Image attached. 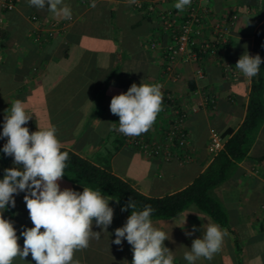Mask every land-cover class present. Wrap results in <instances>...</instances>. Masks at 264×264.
I'll return each mask as SVG.
<instances>
[{
  "label": "crops",
  "instance_id": "0c3cea01",
  "mask_svg": "<svg viewBox=\"0 0 264 264\" xmlns=\"http://www.w3.org/2000/svg\"><path fill=\"white\" fill-rule=\"evenodd\" d=\"M64 2L72 10L70 20L54 16L47 7H30L27 0H15L8 12L0 8V133L5 111L18 99L31 116L26 125L30 132L38 130L37 125L40 129L54 125L63 148L108 169L141 194L162 197L182 190L214 157L207 150L209 130L220 135L230 129L234 132L244 119L251 82L235 64L245 51L252 55L254 33L264 24V0L202 1V10H207L205 38L214 39V27L219 25L223 40L213 55L178 59L169 72L164 69L163 55L168 36L161 31L159 14L166 10L182 13L173 7L175 0H154L151 12L135 8L130 0ZM53 23L60 27L44 39L46 46H34V32L45 36ZM152 42L161 48L151 49ZM141 82L161 84L163 100L170 95L175 107L186 110L188 145L184 152L190 156L186 163L144 157L113 130L119 117L110 112L112 97ZM172 120L169 108L161 111L144 136L161 140ZM5 143L6 138L0 139V145ZM14 166L13 160L4 163L0 159V179L4 169ZM18 167L22 169V165ZM59 183L62 190L82 192L85 187L66 178ZM214 194L226 210L228 228L221 229H227L229 235L212 260L201 258L196 264H264V117L247 157ZM24 195L14 196L15 228L33 227ZM112 199L109 206L114 209V219L108 232L93 222V231L102 232L88 248L75 252L79 264H131V245L126 240L121 245L112 243L115 229L128 218ZM152 223L168 234L164 245L173 251L174 264H188L185 251L202 237V226L214 222L191 205L171 219ZM193 226L197 230L186 235ZM18 243L22 248L23 238ZM13 264L36 262L29 254L25 260L17 257Z\"/></svg>",
  "mask_w": 264,
  "mask_h": 264
},
{
  "label": "clouds",
  "instance_id": "9594fccd",
  "mask_svg": "<svg viewBox=\"0 0 264 264\" xmlns=\"http://www.w3.org/2000/svg\"><path fill=\"white\" fill-rule=\"evenodd\" d=\"M192 0H175L173 7L185 11ZM30 7L44 9L56 17L70 20L72 10L64 0H27ZM246 47V46H245ZM264 63L261 56L245 51L235 64V68L246 78H253ZM162 85L159 83H133L127 92L114 95L110 101V112L119 117L118 127L113 130L125 136L135 137L147 133L163 110ZM31 116L27 114L21 100L11 103L5 111L0 139L6 138L2 152L13 158L14 167L4 169L0 179V264H13L19 257L25 260L31 254L36 264H79L74 259L75 252L89 247L92 239H99L102 231L114 219V209L109 206L111 196L102 195L100 189L83 187V191L60 187L65 176L69 154L61 151L54 125L30 132L26 126ZM22 165V169L18 166ZM24 192L23 197L33 227L24 228L20 235L11 220L4 218L6 207H15L14 196ZM118 202V200H117ZM131 214L122 227L115 229L112 243L121 245L126 240L131 245V264H174L173 251L165 247L168 234L155 227L151 215L155 211L151 205L136 211V204L130 198L121 209ZM93 222L102 231H93ZM203 235L192 241L191 248L184 253L188 264H196L203 258L212 260L219 253L227 229L216 223L202 226ZM192 232L186 233L191 236ZM23 237V247L18 243Z\"/></svg>",
  "mask_w": 264,
  "mask_h": 264
},
{
  "label": "trees",
  "instance_id": "16d2710c",
  "mask_svg": "<svg viewBox=\"0 0 264 264\" xmlns=\"http://www.w3.org/2000/svg\"><path fill=\"white\" fill-rule=\"evenodd\" d=\"M2 11L8 12L3 9ZM48 38L50 37H43L39 43L35 42L34 39L32 41L34 46L37 47L42 46ZM43 46H46V44ZM256 54H259L263 60L264 24L255 31L253 36L252 55L255 56ZM263 72L264 63L261 64L259 74L250 78L251 87L246 112L239 127L234 132L230 129L221 135L223 148L214 155L206 169L182 190L162 197H147L135 190L126 181L113 175L108 169L97 167L88 160L62 147L61 151H67L69 154L63 178L85 187L100 189L102 194L118 200L121 209L128 203L130 198L136 204V211L143 210L145 205H151L155 209L151 215V220L171 219L189 206L194 205L212 222L220 225L221 228H228L226 210L215 196L214 189L223 184L229 174L237 169V163L247 157L255 133L263 120ZM2 148L3 145H0L1 161L6 163L13 160L12 157L6 156L2 152ZM131 211V208H129L124 212L129 216ZM3 216L12 221L14 211L11 205L6 207ZM26 227L30 228L32 226L17 227V235L19 236L20 232ZM235 248L239 251L236 246Z\"/></svg>",
  "mask_w": 264,
  "mask_h": 264
},
{
  "label": "built area",
  "instance_id": "2783aa9c",
  "mask_svg": "<svg viewBox=\"0 0 264 264\" xmlns=\"http://www.w3.org/2000/svg\"><path fill=\"white\" fill-rule=\"evenodd\" d=\"M135 8L153 11L154 0H130ZM205 0H192L191 5L182 13L173 10H166L159 14V26L161 31L168 36V43L163 47L165 71L169 72L172 64L178 59H200L204 56L213 55L216 47L221 43V28L219 25L214 27L215 38L206 39V11L202 10L200 3ZM15 0H0V8L10 11L14 8ZM58 24H51L44 34L52 36L59 29ZM43 34L34 32L33 39L39 43L45 37ZM151 49L160 47L158 43L152 42ZM161 48V47H160ZM201 77V71H197ZM169 108L173 115L171 129L161 140L146 138L144 134L135 137L125 136L116 131L120 140L135 148L141 155L147 158H159L164 161L175 159L179 165L190 160L189 154L184 152L187 148V134L184 128L186 110L177 108L170 95H166L163 100L162 111ZM119 119L116 123L118 127ZM223 148V139L214 129L209 130V144L207 150L210 154L216 155ZM183 151V152H180ZM264 221V206L261 207Z\"/></svg>",
  "mask_w": 264,
  "mask_h": 264
}]
</instances>
